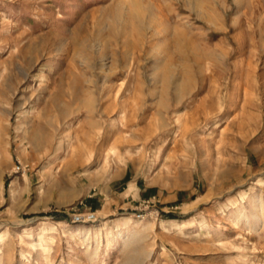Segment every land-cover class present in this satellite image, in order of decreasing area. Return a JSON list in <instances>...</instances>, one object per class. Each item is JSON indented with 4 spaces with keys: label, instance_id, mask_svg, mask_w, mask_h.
<instances>
[{
    "label": "rangeland",
    "instance_id": "rangeland-1",
    "mask_svg": "<svg viewBox=\"0 0 264 264\" xmlns=\"http://www.w3.org/2000/svg\"><path fill=\"white\" fill-rule=\"evenodd\" d=\"M0 264H264V0H0Z\"/></svg>",
    "mask_w": 264,
    "mask_h": 264
}]
</instances>
